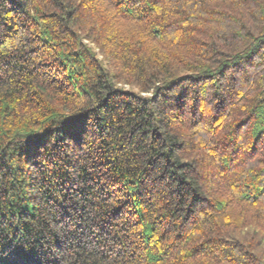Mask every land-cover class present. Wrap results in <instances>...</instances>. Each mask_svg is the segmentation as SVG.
Here are the masks:
<instances>
[{
    "label": "trees",
    "instance_id": "obj_1",
    "mask_svg": "<svg viewBox=\"0 0 264 264\" xmlns=\"http://www.w3.org/2000/svg\"><path fill=\"white\" fill-rule=\"evenodd\" d=\"M0 264H264V0H0Z\"/></svg>",
    "mask_w": 264,
    "mask_h": 264
},
{
    "label": "rangeland",
    "instance_id": "obj_2",
    "mask_svg": "<svg viewBox=\"0 0 264 264\" xmlns=\"http://www.w3.org/2000/svg\"><path fill=\"white\" fill-rule=\"evenodd\" d=\"M128 88V87H127Z\"/></svg>",
    "mask_w": 264,
    "mask_h": 264
}]
</instances>
